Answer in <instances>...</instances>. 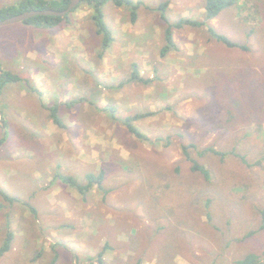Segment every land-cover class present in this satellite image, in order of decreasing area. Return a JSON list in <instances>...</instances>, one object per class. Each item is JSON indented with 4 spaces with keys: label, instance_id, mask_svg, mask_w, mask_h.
<instances>
[{
    "label": "rangeland",
    "instance_id": "obj_1",
    "mask_svg": "<svg viewBox=\"0 0 264 264\" xmlns=\"http://www.w3.org/2000/svg\"><path fill=\"white\" fill-rule=\"evenodd\" d=\"M133 1L134 23L126 8L102 7L112 38L103 56L83 4L55 27H0V66L20 78L0 94V192L12 200L0 194V246L13 234L0 264L55 254V264H96L102 251V264H231L264 253V0H239L207 23L249 51L185 27L165 56L166 27L203 20L205 0ZM133 63L152 82L117 87ZM45 104L59 106L63 128ZM144 113L133 122L143 140L122 120ZM189 144L210 179L191 171ZM206 148L225 156L199 155ZM102 170V186L85 192L63 181L85 186Z\"/></svg>",
    "mask_w": 264,
    "mask_h": 264
},
{
    "label": "trees",
    "instance_id": "obj_2",
    "mask_svg": "<svg viewBox=\"0 0 264 264\" xmlns=\"http://www.w3.org/2000/svg\"><path fill=\"white\" fill-rule=\"evenodd\" d=\"M239 0H205L204 4V18L200 22L193 21L191 19H179L177 22L168 25L166 29L164 30V45L161 48V56L167 55L172 49H177V45L174 42L173 39V32L174 29H182L185 27H191L194 29H200L202 26H205L206 32L209 34L211 39L215 40L218 43H221L225 45L228 48H237L242 51H249L250 47L246 44H240L238 42L232 41L228 36L216 32V30L211 27L210 25H207L208 21L216 18L219 14H221L223 11L234 7L238 3ZM107 3H112L115 7H123L126 8L127 11L130 12V19L131 22L134 23L137 21V10L140 6V2H134L133 0H81L80 4L69 14H67L65 17H55V16H36L32 17L28 20H26L23 23L29 24V25H34L36 27H55L59 25L63 21H67L70 18V15L74 13L80 5H86L88 6L91 10V19L96 26V34L99 36H102L101 38V51L102 53L100 54L101 56L106 53V51L110 48V44L112 43V38L109 29L107 28L105 22H104V13L102 11V7L107 4ZM69 5V0H58V1H48V0H20L17 3H15L12 6H6L3 8H0V20H5L7 18L14 17L18 14L30 11V10H47V9H52V10H57V11H62L65 10ZM169 2H163L161 4L160 9L164 10L168 8ZM250 36V34H249ZM1 67V66H0ZM2 75L0 78V94L2 87L6 83H15L19 82L20 78L17 75L10 74L8 72H5L2 67ZM135 81H139L143 84H149L152 82L150 79H142L140 77V73L138 71V66L136 63L132 64V72L128 76L126 81H122L118 84L117 87L123 88L126 84L132 83ZM4 84V85H3ZM2 85V86H1ZM113 88V87H112ZM225 93L222 94L220 97H228L230 96V93L232 92L228 90H224ZM40 92L38 91V95ZM41 95V94H40ZM260 96V95H259ZM263 96H264V91H263ZM237 100V99H236ZM252 101H257L258 97H251ZM244 101H247L246 98ZM238 102L237 104H241V101H236ZM46 105V104H45ZM241 107V106H240ZM47 108V105L45 106ZM49 109V117L52 119V121L58 125L59 127L63 128L64 125L59 118V106H52ZM111 112H114L115 109L113 107H109ZM225 111H227V108H225ZM220 114V113H219ZM218 114V115H219ZM152 116V113H144V114H135L133 116H128L125 117L122 120V123L127 127L128 131L132 133L135 137L139 139H146L144 135H142L134 126L133 122L140 119V118H145ZM214 117V116H212ZM217 117V115H216ZM237 119L234 117V120ZM5 125V124H4ZM4 139L0 140V144H2ZM190 149H196V146L194 144H189V145H183L182 150L184 155L186 156V159H188L191 162V171L195 173H199L204 176L205 179H210L211 174L209 173L208 169L205 168L202 164H200L198 161L193 159L190 154ZM204 153H211L216 156H219L224 158L225 154L220 151H215L212 148H206L203 151L199 153V155H203ZM235 154V151H231L230 154ZM86 181L88 182L85 186L80 185L78 182H76L73 178H68V179H63L64 182L69 183L72 187H74L78 192H85L86 190L91 189L92 184H96L97 186L101 187L102 182L104 179V172L103 170L99 172V174H88L86 176ZM1 196L3 197L4 200L6 201H12L10 197L5 194L4 192H0ZM207 206L211 203V199H207L206 201ZM35 213V211H33ZM208 217L210 218L211 215L208 214ZM253 232L249 233L251 235ZM13 241V234L12 233H7L5 240L3 244L0 246V259L10 250L11 242ZM111 246L109 243H106L104 248L105 250L109 249ZM103 254V251L100 252L98 256V262L99 264H102L101 256ZM44 255V252H38V258L42 257ZM58 255L55 254V256L50 260V264H55L57 261ZM231 264H264V253L263 254H256V253H247L243 255L241 258L234 260L231 262Z\"/></svg>",
    "mask_w": 264,
    "mask_h": 264
},
{
    "label": "water",
    "instance_id": "obj_3",
    "mask_svg": "<svg viewBox=\"0 0 264 264\" xmlns=\"http://www.w3.org/2000/svg\"><path fill=\"white\" fill-rule=\"evenodd\" d=\"M81 0H69V5L65 10L57 11L52 9L47 10H30L14 17L7 18L5 20H0V27H5L13 24L23 23L26 20L36 17V16H55V17H65L67 14L71 13L79 4ZM2 75V70L0 67V78ZM97 264H99L97 262Z\"/></svg>",
    "mask_w": 264,
    "mask_h": 264
},
{
    "label": "crops",
    "instance_id": "obj_4",
    "mask_svg": "<svg viewBox=\"0 0 264 264\" xmlns=\"http://www.w3.org/2000/svg\"><path fill=\"white\" fill-rule=\"evenodd\" d=\"M1 145V144H0ZM75 259H77V258H75ZM98 262V261H97ZM97 262H96V264H97ZM91 263V261H88V263L87 264H90ZM99 263V262H98Z\"/></svg>",
    "mask_w": 264,
    "mask_h": 264
}]
</instances>
